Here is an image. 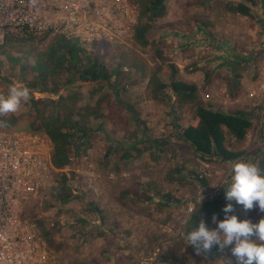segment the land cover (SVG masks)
Masks as SVG:
<instances>
[{"label": "rangeland", "instance_id": "obj_1", "mask_svg": "<svg viewBox=\"0 0 264 264\" xmlns=\"http://www.w3.org/2000/svg\"><path fill=\"white\" fill-rule=\"evenodd\" d=\"M243 1L166 0L165 15L150 22L151 28L146 34L149 45L139 46L132 39L121 46L130 48L148 70L160 66L158 78L165 83L173 72V65L181 78L197 85L200 99L214 109L239 108L248 112L252 126L238 149L247 153L244 161H250L254 160L253 154L264 149V14L257 2L256 7L248 4L252 18L226 10V2L245 3ZM143 21L148 22L144 18ZM43 38L45 40L39 41ZM49 39L33 36L22 49L30 44L43 46ZM78 46L84 49L80 55L83 59L88 54L96 57L95 45L85 48L78 43ZM13 56L23 58L24 53L16 51ZM0 62H4L0 66V94H7L13 82L26 85L19 69H9L1 54ZM122 70V77L126 79L121 91L122 104L112 105L111 113L116 112L126 119L128 125L116 118L122 128L117 130L116 124L108 119V109H104L100 118H90L87 143L83 145L81 140L74 139L69 163L62 170L52 167L46 171L39 199L25 207L29 212L25 216L27 222L37 229L39 236L38 221H46L49 228L56 229L55 240L62 244V249L56 252L46 246L53 257L52 264H168L164 258L170 264H236L231 252L233 246L213 258L198 255L178 240L162 244L163 255L157 257L160 244L155 242L156 238L166 242L182 237L180 228L193 212V209L189 211L194 208L193 199L197 201L226 192L235 162L202 163L187 144L173 136L191 119L189 107H176L170 89L160 101L152 99L146 90L149 71L142 76L136 68L126 66ZM107 88V84L103 87L76 82L65 88L59 86L57 92L43 96L56 101L60 95L77 92L75 106L81 108L92 105L101 96L113 103L114 97ZM23 104L11 114L22 115L27 109ZM11 132L34 134L25 118L20 119ZM38 135L50 156V140L43 133ZM144 137L166 144L163 151L147 144L148 149L138 158L120 161L121 145ZM192 171L206 178L205 189L193 183ZM64 173L73 198L61 205L52 200L50 193ZM129 187L134 188L133 201L152 197L155 203L170 202V197H178L183 203L173 205L174 209L158 208L154 204L137 205V201H134L137 204L125 205L122 200L130 195L123 192ZM233 203L240 218L254 223L264 218L258 206L245 212L241 205Z\"/></svg>", "mask_w": 264, "mask_h": 264}, {"label": "trees", "instance_id": "obj_2", "mask_svg": "<svg viewBox=\"0 0 264 264\" xmlns=\"http://www.w3.org/2000/svg\"><path fill=\"white\" fill-rule=\"evenodd\" d=\"M130 1L137 7L139 16L136 25L133 27L134 43L146 47L149 45L146 34L151 28L150 22L165 15L166 0ZM243 2L245 3L226 2V10L252 18L253 14L248 4L256 7L257 2L264 14V0H244ZM143 18L147 19L148 22L143 21ZM199 29L201 30V27ZM44 37L49 38L47 34ZM32 39L33 36L25 30H16L6 37L4 45L1 47L0 54L8 62L9 69H19L22 81L25 79L26 86L31 89V96L29 102L23 104L27 107L26 111L22 115L9 114L5 117L8 126L0 129L11 132L19 120L25 118L32 133H43L50 140L51 164L56 170H62L69 163L70 147H73L74 139L81 140L83 145L87 143L86 140L90 133L88 127L90 118H100L104 109H108V119L116 124L117 130L122 129L118 126L119 122L116 119L120 116L115 111L112 114L111 111L113 106L117 107V105L122 104L121 91L126 82V79L122 77V68L126 66L130 69H138L142 76H145L146 72L149 71L146 90L152 99L160 101L166 90L170 89L174 94L176 107H189L191 119L185 126L179 127L173 136L187 144L188 148L202 163L244 161V158L248 156L245 151L239 150L238 147L243 144L248 130L252 126L249 113L239 108H229L227 111L214 109L211 104L200 99L197 85L181 78L177 68H174L172 64L173 72L168 76V83H165L158 78L160 66L148 70L145 63L136 58L132 50L125 46L110 47L100 43V45H95L93 53L96 54V57L93 54H88L83 59L80 55L84 51L78 46L77 40L54 35L50 36L49 41L43 46L36 47L34 44H30L25 46V50H23V44ZM43 40L45 39H39V41ZM16 51L24 53V57L13 56ZM237 59L239 60V58ZM3 64L4 62L2 64L0 62V66ZM76 82H87L103 87L107 84L110 95L114 97L113 103L108 97L101 96L92 105L77 108L75 106L78 98L77 92H72L67 95L68 97L60 95L56 101L45 99V97L39 99L33 97V92L53 94L57 92L59 86L65 88ZM90 86L92 85L87 87ZM120 120L125 126L128 125L127 120L123 117ZM135 121L140 123L137 117ZM147 144L152 145L155 149H160L159 151H163V147L166 145L158 139L149 140L146 137L134 140L126 146L121 145L120 161L130 162L138 158L143 150L148 149L146 148ZM253 155L254 160L250 161L257 163L262 170L264 168V149ZM175 170L178 173V169ZM190 173L194 177L192 181L196 187L201 189L207 187L206 178L193 171ZM57 180L58 182L53 187L50 196L56 203L65 205L73 198V192L67 183V174H61ZM133 191L134 188L129 187L123 192L124 195H130L128 199L122 200L125 205L127 203H138L137 205L142 203L144 206L154 204L158 208L168 206L174 209L173 205H182L183 203L182 199L178 197H170V202L159 200L157 203L152 197L137 198L134 200L137 201L135 203L132 200ZM145 192L149 193L147 190ZM225 193L207 196L197 201L193 199V212L180 228L182 237L165 242L156 236L155 242L158 241L160 244V252L157 257L163 255L162 244H169L175 240L183 242L182 246L195 251L194 246L190 245L188 235L198 228L201 220L205 221L210 228L217 226L213 223L212 217L216 214L218 219L224 218L222 209L228 203L225 199ZM233 205L235 207L234 203ZM93 207L95 212L96 207ZM234 214L238 215L236 209ZM240 219L243 220L244 218ZM37 226L41 233L40 238L45 245L56 252L60 251L62 244L55 240L56 229L49 228L46 221H38ZM222 251L219 246H213L207 256L214 258L221 255ZM164 260L167 261L168 259L164 258ZM89 264L93 263L90 262Z\"/></svg>", "mask_w": 264, "mask_h": 264}, {"label": "built area", "instance_id": "obj_3", "mask_svg": "<svg viewBox=\"0 0 264 264\" xmlns=\"http://www.w3.org/2000/svg\"><path fill=\"white\" fill-rule=\"evenodd\" d=\"M138 19L130 0H0V50L16 30L59 35L85 48L125 45L134 38ZM34 94L35 99L45 95ZM52 167L38 133L0 129V264H52L37 229L25 218V207L39 199L42 179Z\"/></svg>", "mask_w": 264, "mask_h": 264}, {"label": "clouds", "instance_id": "obj_4", "mask_svg": "<svg viewBox=\"0 0 264 264\" xmlns=\"http://www.w3.org/2000/svg\"><path fill=\"white\" fill-rule=\"evenodd\" d=\"M30 96L31 89L17 82H13L7 94H0V128L8 126L5 117L16 113L22 103L29 102ZM232 173L230 186L225 189L228 203L222 209L224 218L221 220L213 215L215 228L201 220L198 228L188 235V240L198 255H207L213 246H219L220 250L233 246L231 252L236 264H264V218L256 223L251 219L241 220L234 214L232 203L241 205L245 212L258 206L264 213V172L257 163L237 161L232 166Z\"/></svg>", "mask_w": 264, "mask_h": 264}, {"label": "crops", "instance_id": "obj_5", "mask_svg": "<svg viewBox=\"0 0 264 264\" xmlns=\"http://www.w3.org/2000/svg\"><path fill=\"white\" fill-rule=\"evenodd\" d=\"M166 242H170V240H166ZM162 260V259H161ZM168 261V262H167ZM167 261H165V262H167L168 264H170V261L169 260H167Z\"/></svg>", "mask_w": 264, "mask_h": 264}]
</instances>
